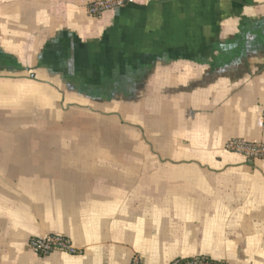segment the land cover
Instances as JSON below:
<instances>
[{
    "label": "crops",
    "instance_id": "0c3cea01",
    "mask_svg": "<svg viewBox=\"0 0 264 264\" xmlns=\"http://www.w3.org/2000/svg\"><path fill=\"white\" fill-rule=\"evenodd\" d=\"M93 1L0 0V264H264V0Z\"/></svg>",
    "mask_w": 264,
    "mask_h": 264
},
{
    "label": "built area",
    "instance_id": "2783aa9c",
    "mask_svg": "<svg viewBox=\"0 0 264 264\" xmlns=\"http://www.w3.org/2000/svg\"><path fill=\"white\" fill-rule=\"evenodd\" d=\"M165 1V0H159ZM123 0H95L86 7L89 17L98 18L106 12L117 10L123 7ZM226 152L238 155L246 161L264 160V143L246 142L243 140L230 139L225 145ZM28 249L38 256H46L53 252H65L71 255L77 254L72 248L68 239L61 235H48L45 237H33L27 242ZM204 256H197L190 259H175L168 264H218ZM130 264H143L139 258L133 257Z\"/></svg>",
    "mask_w": 264,
    "mask_h": 264
},
{
    "label": "rangeland",
    "instance_id": "374dc122",
    "mask_svg": "<svg viewBox=\"0 0 264 264\" xmlns=\"http://www.w3.org/2000/svg\"><path fill=\"white\" fill-rule=\"evenodd\" d=\"M97 100H99V99H95L94 97H93V102H96V103H98V101ZM101 100H99V102H100ZM98 108V107H97ZM102 108V107H101ZM100 109V108H99ZM96 117V116H95ZM99 124V123H98ZM98 124H96V123H93V125H95V126H98ZM113 126V130H111V131H107V132H103V135H104V140H105V142H115V138L118 136V131L116 130V129H114V126L115 125H112ZM83 132H81V131H77V133H71L70 132V137H71V140H73V141H75V142H79L80 141V139L83 137ZM65 134H63V133H61V137L62 136H64ZM60 141L62 142L63 141V139L61 138L60 139ZM71 142V141H70Z\"/></svg>",
    "mask_w": 264,
    "mask_h": 264
},
{
    "label": "trees",
    "instance_id": "16d2710c",
    "mask_svg": "<svg viewBox=\"0 0 264 264\" xmlns=\"http://www.w3.org/2000/svg\"><path fill=\"white\" fill-rule=\"evenodd\" d=\"M218 264H225V263H223V262H219Z\"/></svg>",
    "mask_w": 264,
    "mask_h": 264
}]
</instances>
